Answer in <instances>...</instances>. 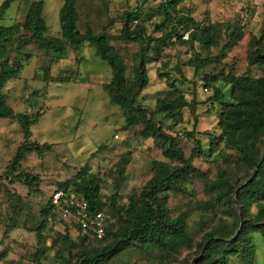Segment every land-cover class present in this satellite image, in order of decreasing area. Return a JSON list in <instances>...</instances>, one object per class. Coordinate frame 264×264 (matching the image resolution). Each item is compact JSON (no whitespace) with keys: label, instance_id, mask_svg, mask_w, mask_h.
I'll return each mask as SVG.
<instances>
[{"label":"trees","instance_id":"trees-1","mask_svg":"<svg viewBox=\"0 0 264 264\" xmlns=\"http://www.w3.org/2000/svg\"><path fill=\"white\" fill-rule=\"evenodd\" d=\"M15 1L3 0L0 18ZM142 2L150 3L152 0ZM182 2L169 0L167 5L160 4L156 10L147 13L150 16L147 15L148 19L144 18L147 11L141 6L126 11L122 15L119 33L110 31L115 23L113 17L105 27L107 34H96L90 25L82 33L78 28V0H65L60 9L61 37L49 34L44 0L30 3L23 23L0 26V119L16 120L24 136L4 176L12 180V175L30 192L38 191L41 177L26 172L22 164L31 154L44 157L52 149V145L32 139V127L40 120L42 111L17 112L11 106L5 90L9 81L21 78L25 65L20 61V56L28 60L32 58L31 53H24V49L32 43L51 53L53 62L64 59L69 47L75 51L85 45L96 49L112 71V79L104 88L111 102L119 106L125 116L123 129L140 127L139 135L153 139L162 154L161 159L153 161L152 176L130 195L126 205H121L118 199L128 178L124 171L131 160L130 152L123 154L105 177L93 173L86 166L75 177L58 184L56 190L63 189L85 196L93 209H111L117 223L108 227L104 238L89 239L84 236L79 242H74L69 233H58L49 245V237L45 235L47 225L51 223L54 226L59 222L50 198L43 209V220L35 230L34 250L18 262L4 261L8 251L0 250V264H44L51 250L56 252V258L63 264H109L127 250L150 253L154 249L165 251L169 261L177 264H255L258 235L264 243V77L232 73L206 74L203 77L206 88L214 91L211 100L221 104L218 123L221 132L211 137L210 151L215 153L223 146L226 159L234 160L247 169L244 179L237 184L225 172L216 180H211L195 167L194 159L206 154V151L193 133L187 136L193 137L196 146L188 156L163 128L157 115L166 114L182 122L185 108L191 106L183 91L175 87L170 78L168 83L174 87L171 100L159 99L155 110L137 102L150 81L147 67L149 60H153L149 57L150 50L154 49L158 56L161 47L173 39L191 48L198 44L204 50H210L220 45L226 32L228 39L223 46L225 49L242 37L241 25L230 22L206 24L196 19L191 11L179 9ZM154 15L157 16L154 21L156 29L162 32V37L148 34L143 24ZM186 33L187 39L184 38ZM194 56L190 62L197 74L220 61V55L203 56L195 51ZM248 59L252 65L264 64V38H252ZM45 70L43 80L46 83L69 81L68 78L53 76L47 67ZM164 76L168 77L161 74V77ZM219 83L229 86V100H226ZM44 90L34 89L30 93L31 98L42 96V93L47 96V89ZM106 177L113 179L115 193L108 195L104 201L102 192L108 186ZM195 177L201 179L205 191L213 199L212 203L217 208L225 206L232 209L229 217L234 218L231 225L225 218H220L217 225L209 222L208 229L200 235V239L188 230L186 221L172 215L169 206L172 193H188V186ZM50 216L52 221L49 220ZM216 217L218 213L215 212L213 219ZM5 234L7 236L8 231ZM183 251L188 254L181 259Z\"/></svg>","mask_w":264,"mask_h":264},{"label":"rangeland","instance_id":"rangeland-1","mask_svg":"<svg viewBox=\"0 0 264 264\" xmlns=\"http://www.w3.org/2000/svg\"><path fill=\"white\" fill-rule=\"evenodd\" d=\"M32 1L16 0L0 18V26L23 23ZM44 1L49 34L60 37V8L65 0ZM101 1L104 7L110 10L103 22L108 25L111 17L115 21L110 29L112 33H119L122 28L124 12L141 6L144 11H147L144 18L148 19L147 13L152 12L153 9L156 10L160 5L157 1L150 3L142 2V0ZM2 2L3 0H0V5ZM180 8L191 11L196 19L206 24L229 22L239 24L242 26V37L236 44L225 49L223 46L228 39L226 32L223 34L220 45L210 50H204L198 44L191 48L180 44L175 39L163 45L158 56L154 49L150 50L149 57L153 58L147 65L150 81L138 96L137 102L150 110H155L159 99L171 100L174 96V87L168 83L170 78L175 87L183 91L191 106L185 108L182 122L175 121L166 114L157 115L163 128L176 139L188 156L196 146L193 137L187 136L188 133H193L195 138L200 139L206 151V154H201L194 159L195 167L211 180H216L225 172L231 181L237 184L244 179L247 169L234 160L226 159L223 156V146L215 153L210 151L211 137L221 132L218 125L221 104L211 100L214 91L206 88L203 77L206 74L215 73L264 77V64L252 65L248 59L252 38H264V0H183ZM156 17L154 15L152 20H145L143 24L146 25L148 34L153 37H162V32L156 29L154 22ZM184 38H188V33ZM195 51L202 53L203 56L220 55V61L197 74L190 62L195 58ZM24 53L32 55L30 60L23 55L20 56V61L26 67L24 79H19L14 84L11 83L15 80L9 81L5 85V90L11 89L9 102L16 111L30 113L42 111L40 120L32 127V139L41 144L48 143L52 145V149L47 151L44 157L33 153L23 162L22 167L26 172L41 177L39 190L30 192L25 184L15 180L12 175L13 181L4 176L24 136L16 120L0 119V250L8 251L4 261L16 262L22 260L29 251L34 250L35 230L43 220V209L60 182L75 177L86 166L93 173L105 177L121 156L130 152L131 160L124 171L128 178L120 190L118 199L121 205H126L130 195L141 188L152 176L153 161L162 158L155 141L139 135L140 127L123 129L126 123L125 116L121 108L111 102L104 88L105 84L110 83L112 79L109 66L108 73L94 74L89 80L85 74H79L80 61L73 57L71 48L66 58L55 62L52 61L51 53L48 54L39 49L35 43L26 47ZM155 57L157 60H154ZM45 67L50 69L53 76L68 78L69 81L44 82ZM161 74H167L168 77H161ZM218 85L225 93L226 100H229V86L224 83ZM45 88L46 93L50 95L49 99L47 103H40L35 108L33 104L36 99L47 98L44 96L45 93L33 100L28 98L31 103H27L28 100L16 101L14 98L21 92L24 93L23 96L28 97L34 89L44 92ZM232 157L234 159L235 156ZM107 181L108 186L102 192L104 201L108 195L115 193L113 179L107 178ZM211 198L205 191L201 179L195 177L188 186V193L174 192L169 201L172 215L186 221L188 230L199 237L198 239L208 229L209 222L217 225L220 218H225L228 225H231L234 219L232 216L229 217L232 209L225 206L217 208ZM105 209L113 215L114 223L110 226L116 225L117 219L111 209ZM215 212L218 213V217L213 219ZM7 231L8 235L5 236ZM58 233H69L74 242H79L84 237L68 223L59 221L54 226L50 223L45 231V235L49 237V245ZM256 243L255 264H264V243L259 235ZM49 254L44 264H63L56 258L54 250L49 251ZM187 254V251H183L181 259ZM109 264L177 263L170 262L165 251L154 249L150 253L127 250Z\"/></svg>","mask_w":264,"mask_h":264},{"label":"built area","instance_id":"built-area-1","mask_svg":"<svg viewBox=\"0 0 264 264\" xmlns=\"http://www.w3.org/2000/svg\"><path fill=\"white\" fill-rule=\"evenodd\" d=\"M167 5L169 0H152ZM51 204L58 214V220L75 227L79 233L89 239H102L108 227L114 223L113 215L106 209H93L85 196L56 190L51 197ZM52 221V216L49 217Z\"/></svg>","mask_w":264,"mask_h":264},{"label":"crops","instance_id":"crops-1","mask_svg":"<svg viewBox=\"0 0 264 264\" xmlns=\"http://www.w3.org/2000/svg\"><path fill=\"white\" fill-rule=\"evenodd\" d=\"M77 8L80 14L78 28L82 33L86 31V27L88 25H90L93 28L96 34H103L104 32H106L105 27L107 26V24H105L103 20L106 18V15L110 12V10L104 7L101 0H78ZM45 15H46V10H45ZM70 48L71 47H69L68 49L67 55L70 51ZM71 50L73 49L71 48ZM73 57L78 58L80 61L81 67H79V74L80 75L85 74L89 80L93 78L94 74L108 73L110 71L108 64L98 55L96 49H94L89 45L82 46L77 51L73 50ZM25 68L21 72V78H19L21 80L24 79L23 75ZM31 78H33V76ZM19 79L12 81L11 84H14ZM6 91L8 92L9 96H11V89L9 88ZM23 94L24 93L21 92L20 95H15L14 98L16 99V101L19 99L20 101L23 102V101H27L28 98L31 99V94H29L28 97H25V95L23 96ZM49 96H50L49 93H47V98L45 100L42 99V97L38 98L39 102L38 99H36V102L35 103L33 102L34 103L33 107L34 108L37 107L38 105H40V103L44 104L43 102L47 103ZM27 103H31V101L28 100Z\"/></svg>","mask_w":264,"mask_h":264}]
</instances>
